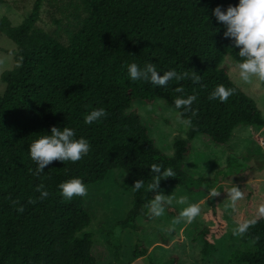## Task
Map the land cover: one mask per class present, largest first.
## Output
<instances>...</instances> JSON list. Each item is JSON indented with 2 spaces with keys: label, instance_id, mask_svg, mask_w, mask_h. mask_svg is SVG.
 Listing matches in <instances>:
<instances>
[{
  "label": "trees",
  "instance_id": "16d2710c",
  "mask_svg": "<svg viewBox=\"0 0 264 264\" xmlns=\"http://www.w3.org/2000/svg\"><path fill=\"white\" fill-rule=\"evenodd\" d=\"M43 1L36 0L18 25L6 16L0 19V33L16 45L14 66L1 75L6 89L0 94V264H97L93 233L85 231L93 220L84 205L85 196L67 200L58 185L78 176L89 186L114 169L125 173V186L132 188L135 180H144V188L133 190L132 208L113 227L132 229L137 238L133 258L145 256L148 247L138 219L151 217L145 205L155 194L147 190L153 163L176 173L160 181L162 193L169 184L183 187L189 196L207 195L213 187L220 191L208 198L207 224L197 234L203 241V257L209 256L228 226L219 206L225 189L218 182L251 166L234 160L237 163L231 161L229 170L218 178L194 177L185 166L192 141L203 135L223 146L238 126L264 127L257 102L222 66L226 55L237 62L242 58L224 37V27L212 10L218 5L222 10L229 4L235 6L238 0H71L76 21L65 30L69 43L38 26ZM132 62L140 66L152 62L158 72L175 69L191 75L195 71L200 80L193 83L186 77L163 87L132 81L127 73ZM217 85L234 90L224 102L208 99ZM178 87L197 99L192 110L181 116L192 121L187 136L176 137L175 153L168 156L131 107L135 100L151 103L162 98L175 109ZM101 107L106 116L85 124L84 116ZM53 125L73 128L77 138L88 139L90 150L76 162L53 160L43 172L34 174L36 163L29 156V145L48 134ZM40 184L48 190L47 198L41 199L36 191ZM254 194L244 190L246 211L252 209ZM21 207L23 211H18ZM166 210L177 215L171 204ZM241 237L252 242L253 248L237 250L231 259L264 264V218Z\"/></svg>",
  "mask_w": 264,
  "mask_h": 264
},
{
  "label": "rangeland",
  "instance_id": "374dc122",
  "mask_svg": "<svg viewBox=\"0 0 264 264\" xmlns=\"http://www.w3.org/2000/svg\"><path fill=\"white\" fill-rule=\"evenodd\" d=\"M35 2L36 0H0V19L6 16L14 25H18L31 13ZM73 14L75 12L71 0H45L41 6L38 26L64 43H69L65 30L76 21ZM15 49V43L0 33V94L6 89L1 75L14 66ZM238 63L230 55H226L222 66L228 70L233 81L257 102L264 115V83L256 77H252L247 83L240 80ZM131 110L139 113L143 123L149 128V134L163 153L173 156L176 137H186L189 131V127L182 123L184 119L178 115V111L162 98L151 103L135 100ZM192 145L193 151L186 158L185 166L194 177L218 178L221 172L229 170L231 161L235 162L234 164L238 162L240 165L251 166L223 176L218 182V185L224 186L225 189V194L219 196V206L228 226L227 232L216 240V250L203 257V241L197 235L207 224L204 219V213L209 208L207 195L189 196L183 187L169 184L164 188L163 194L172 200L171 205L177 210V215L165 210L161 217H139L141 237L148 247V252L145 256L134 259L132 252L137 239L134 231L130 228L113 227L115 222L122 220L132 208L133 189L123 185L125 173L121 169H114L104 180L87 186L85 195L84 205L93 218L85 231L93 233V251L97 264H240L231 259L232 254L237 250L253 248L252 242H245L241 235L233 236L232 232L237 223L255 218L258 206L264 203V127L238 126L231 140L223 146L214 144L203 135L197 136ZM253 163L254 166L251 165ZM233 185L243 192V198L237 201L235 210L226 207V191ZM244 190L255 192L250 211L245 210ZM181 196L187 197L190 203L199 202L201 213L190 224L181 222L173 226V219L187 206L177 202ZM174 256L177 257L176 261Z\"/></svg>",
  "mask_w": 264,
  "mask_h": 264
},
{
  "label": "clouds",
  "instance_id": "9594fccd",
  "mask_svg": "<svg viewBox=\"0 0 264 264\" xmlns=\"http://www.w3.org/2000/svg\"><path fill=\"white\" fill-rule=\"evenodd\" d=\"M212 14L217 22L224 27V37L231 40L233 47L238 48L240 62L237 67L239 69L238 76L243 82H250L252 77H256L259 81L264 82V0H238V3L233 6L229 4L226 9L221 6H216L212 10ZM22 57L17 61L19 66ZM128 77L132 81H144L157 87L166 86L170 81H180L184 78H189L193 83L200 80L197 72L193 71L191 75L188 72L178 73L175 69H169L163 72H158L155 64L146 62L143 66L136 62L127 65ZM162 73V74H160ZM232 88L223 85H217L209 94V100L226 101L233 93ZM176 92L180 95L174 99V107L178 110V115L192 110V104L197 97L194 94L185 95L182 88H176ZM104 108H93L87 115L84 116L85 124H92L106 116ZM193 115L195 112L193 111ZM182 123L186 127L192 124L191 119H184ZM48 134L39 136L29 145V156L36 163L34 174L43 172L44 168L53 160L62 162H76L86 155L90 150V143L84 137L76 136L73 128L64 126L58 127L53 125ZM152 173L151 183L147 185V190L155 192L154 197L145 205L147 213L151 217H161L164 215L166 207L172 203V200L159 191V183L167 177H175L176 173L171 167L164 168L161 164L153 163L150 166ZM144 180L137 179L133 183V190L139 191L144 188ZM60 195L70 200L74 196H85L87 194V186L80 177H72L58 185ZM40 198H47L48 190L43 184L36 187ZM228 203L226 207L233 210L236 208V203L243 198V192L239 187L233 185L227 191ZM220 191L215 187L208 191L207 197L218 196ZM179 204H186L176 218L173 219L172 225L181 222L190 224L201 213V204L199 202H188L187 197L181 196L177 201ZM18 211H23V208H18ZM264 218V203L257 208V215L252 219H245L236 224L233 229V236L241 235L257 223V220Z\"/></svg>",
  "mask_w": 264,
  "mask_h": 264
}]
</instances>
